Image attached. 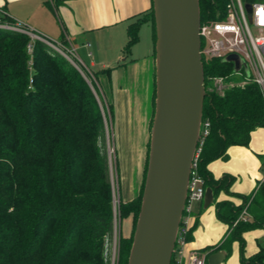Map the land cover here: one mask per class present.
I'll return each mask as SVG.
<instances>
[{"label": "trees", "instance_id": "trees-1", "mask_svg": "<svg viewBox=\"0 0 264 264\" xmlns=\"http://www.w3.org/2000/svg\"><path fill=\"white\" fill-rule=\"evenodd\" d=\"M227 3L200 0L202 24L224 20ZM60 4L61 0L47 2L51 8ZM148 22L156 45L152 5L148 13L129 24L125 57ZM0 23L15 22L0 13ZM30 41L25 34L0 29V264H110L107 243L114 232V182L106 108L99 102L103 99L72 64L46 44L36 41L30 56ZM61 41L66 42L65 37ZM203 62L207 92L203 121H209L211 127L198 171L206 187L214 191L217 218L232 229L231 241L240 244L241 264H264V250L246 258L243 238L264 226V189L255 197H243L238 207L229 201L219 202L222 192L234 195L230 192L234 178L225 175L216 180L209 170L213 162L229 159L230 148L249 147L252 134L264 128V98L255 84L230 88L224 94L210 91V79L231 75L233 67L218 59L203 58ZM111 71L102 73L110 75ZM155 101L156 83L150 134ZM109 107L114 122L113 105L109 103ZM147 147L139 196L129 202L121 200V217H133V234L120 239L119 264H128L150 138ZM249 202L253 219L233 228Z\"/></svg>", "mask_w": 264, "mask_h": 264}, {"label": "crops", "instance_id": "crops-1", "mask_svg": "<svg viewBox=\"0 0 264 264\" xmlns=\"http://www.w3.org/2000/svg\"><path fill=\"white\" fill-rule=\"evenodd\" d=\"M47 2L48 0H0V10L13 21L26 25L50 40L61 41L65 37L75 45L78 53L82 51L85 54L89 67L86 61H82L88 69L99 68L101 72L110 69V75L117 76L116 99L120 114L124 112L128 126L136 125L134 127L137 128V125H142L140 128L144 134L140 178L136 187L138 189L133 195L127 194L124 202L132 201L139 196L143 184L146 146L150 138L148 130L153 115L156 52L152 24L148 22L141 27L140 40L128 57L124 56L123 50L128 41L129 24L148 13L153 1L61 0L58 8L49 7ZM103 75L106 76V73ZM109 83L114 87L113 82ZM112 94L114 95L113 88ZM263 159L264 128L257 129L252 134L249 147H232L227 161L213 162L209 170L216 180L225 175L234 178L230 188L234 195L222 192L218 201H229L238 207L243 203V197H255ZM229 228L217 218L215 206L205 209L202 202L195 210L189 248L210 253L209 255L222 252L226 254L222 264L232 261L233 264H241L240 244L231 241L232 230ZM243 238L246 242L247 259L264 250V226L245 233Z\"/></svg>", "mask_w": 264, "mask_h": 264}, {"label": "water", "instance_id": "water-1", "mask_svg": "<svg viewBox=\"0 0 264 264\" xmlns=\"http://www.w3.org/2000/svg\"><path fill=\"white\" fill-rule=\"evenodd\" d=\"M156 27V101L142 204L128 264H171L188 198L207 96L200 0H152ZM251 10V6H248ZM227 62L242 61L230 56ZM215 195L206 189L204 208ZM226 254L208 256L222 264Z\"/></svg>", "mask_w": 264, "mask_h": 264}, {"label": "built area", "instance_id": "built-area-1", "mask_svg": "<svg viewBox=\"0 0 264 264\" xmlns=\"http://www.w3.org/2000/svg\"><path fill=\"white\" fill-rule=\"evenodd\" d=\"M248 6H251V10L248 9ZM226 12L224 20L210 21L201 26L200 36L202 44H204L201 51L203 58L207 60L218 59L231 64L233 67L231 75L210 79L212 85L210 91L224 94L230 88H244L249 84H255L260 89L264 98V0H228ZM0 13L5 14L1 10ZM0 29L16 31L27 35L31 40L27 48L30 56L33 54L36 41L46 44L51 50L60 54L72 64L93 89L91 81L87 77V74L92 75V73L85 66L78 54L77 48L71 41L50 40L19 22H15L14 24L0 23ZM230 56H237L241 59L242 70L240 72H236L235 62L226 61ZM210 127L209 121H202L201 136L189 182L188 198L171 264H208L207 259L210 253H202L189 247L195 210L199 204L204 202L206 195V181L199 174L198 163L205 140L210 135ZM113 188L115 190L114 183ZM261 189H264V159L261 163V178L259 179L257 192ZM113 207L114 237L117 235L116 230L118 228L117 206L114 202ZM251 219L252 216L247 206L241 212L233 228H236L239 223H246ZM108 245L109 241L107 247ZM116 248L117 243L115 242V251ZM114 258L116 259V254Z\"/></svg>", "mask_w": 264, "mask_h": 264}, {"label": "rangeland", "instance_id": "rangeland-1", "mask_svg": "<svg viewBox=\"0 0 264 264\" xmlns=\"http://www.w3.org/2000/svg\"><path fill=\"white\" fill-rule=\"evenodd\" d=\"M79 56L83 61H89L86 59L85 54L80 51ZM89 67V65H88ZM92 75L87 74L88 79L91 81L93 90L95 94L103 99V101H99L100 105H103L106 108L105 113V125L108 134V152L111 159V167H112V175H113V182H114V203L117 206V213H118V221H117V235L113 237V239L109 242L107 247V259L110 264H119L120 260V239H129L132 237L133 234V217L124 214L121 217L120 206L121 200L123 202L126 200L127 194L133 195L138 188V180L140 178L139 174V166L141 164V143L144 140L143 130L141 131L142 125L137 128L134 126H128L126 116L121 113L117 107V85L116 81H118L117 76L114 74L104 76L99 70L89 68ZM87 71V70H85ZM97 76L98 80L96 79L95 75ZM112 74V73H110ZM90 77V78H89ZM110 82H113V86L111 87ZM225 82V81H224ZM233 83V81H231ZM210 88L212 87L211 83L209 84ZM225 87V85H224ZM112 88L114 95L112 94ZM216 91V90H215ZM216 93H218L216 91ZM100 98V99H101ZM109 103L113 105V116L114 122L112 121ZM105 112V110H104ZM122 116V118H121ZM126 122V123H125ZM140 122V120H139ZM129 124V123H128ZM151 124V122H150ZM148 134H150V130H148ZM148 136V135H147ZM143 144V143H142ZM147 152L148 147L146 146V156H145V165L147 160ZM119 174V178H118ZM120 179V180H119ZM120 183V185H119ZM130 190V192H129ZM129 192V193H128ZM232 230V229H231ZM115 242L117 243V248L115 251ZM264 243V240H262ZM116 254V259L114 258ZM115 259V261H114ZM232 261L229 264H233Z\"/></svg>", "mask_w": 264, "mask_h": 264}, {"label": "flooded vegetation", "instance_id": "flooded-vegetation-1", "mask_svg": "<svg viewBox=\"0 0 264 264\" xmlns=\"http://www.w3.org/2000/svg\"><path fill=\"white\" fill-rule=\"evenodd\" d=\"M250 205H251V202H249V203L246 205V207L248 206V210H249ZM246 207H245V208H246ZM238 225H239V224H238Z\"/></svg>", "mask_w": 264, "mask_h": 264}]
</instances>
